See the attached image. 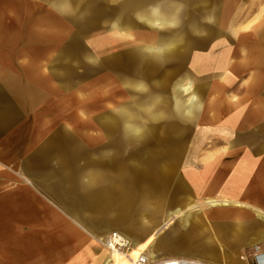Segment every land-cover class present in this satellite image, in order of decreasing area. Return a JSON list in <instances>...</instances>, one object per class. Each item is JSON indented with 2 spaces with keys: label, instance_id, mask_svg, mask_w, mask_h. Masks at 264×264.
<instances>
[{
  "label": "bare ground",
  "instance_id": "obj_1",
  "mask_svg": "<svg viewBox=\"0 0 264 264\" xmlns=\"http://www.w3.org/2000/svg\"><path fill=\"white\" fill-rule=\"evenodd\" d=\"M42 1L59 14L45 16L46 24L60 26V36H69L75 28L79 31L74 37L85 41L80 57L69 50L60 54L70 61L68 67L85 63L82 75L91 79L85 91L74 93L72 102L66 103L62 97L59 105L61 111L75 110L63 116L69 131L80 135L73 127L76 123L87 128L83 136L90 148L88 168L80 178L82 189L99 186L111 190L92 194L93 200L104 204L120 202L126 189L146 192L139 198L131 222L98 226L105 236H124L128 250L110 251L104 238L93 237L96 247L84 264H133L143 254L154 260L238 264L237 259L244 264L230 252L232 244L264 248L263 208L214 194L211 184L195 174L187 176L197 190L194 197L181 196L179 204L166 208L160 204L158 192L172 176L179 191L194 190L184 189L182 174L189 170L193 152L206 142L228 145L216 156L222 160L234 154L235 146L244 150L251 141L255 151L264 152L263 128L250 130L253 140L249 138L246 144L233 140L232 132L238 118H264V99L259 95L264 87V8L248 21L251 12L244 6L245 0ZM47 28L45 35L54 36L53 28ZM231 42L236 43L234 49ZM50 66H44L46 78L52 77ZM255 68L246 97L228 96L235 87L228 85L232 72ZM63 69L54 74L63 81L58 88L61 95L68 84ZM227 109L233 112L225 120ZM220 125H224L222 130ZM200 126H206L201 129L202 140ZM190 129L195 134L186 140ZM216 157H206L207 174L225 171L222 164L210 163ZM259 162H242L237 170L257 169ZM249 212L257 223L246 219Z\"/></svg>",
  "mask_w": 264,
  "mask_h": 264
},
{
  "label": "crops",
  "instance_id": "obj_2",
  "mask_svg": "<svg viewBox=\"0 0 264 264\" xmlns=\"http://www.w3.org/2000/svg\"><path fill=\"white\" fill-rule=\"evenodd\" d=\"M49 15L59 17L42 0H0V264H60L50 249L61 239V226L75 223L78 159L90 148L85 136L67 129L63 116L74 113L59 108L62 97L70 101L59 93L62 81L54 74L70 61L60 56L61 29L45 23ZM45 28L54 36L47 37ZM47 63L54 70L50 78ZM260 94L264 99V87ZM227 111L225 120L233 112ZM233 125L246 127L243 139L233 136L246 144L256 126L264 128V118H238ZM245 148L237 145L221 159L225 171L208 183L221 186L213 187L214 194L264 209V152L255 151L253 141ZM256 160L257 169L237 170Z\"/></svg>",
  "mask_w": 264,
  "mask_h": 264
},
{
  "label": "rangeland",
  "instance_id": "obj_3",
  "mask_svg": "<svg viewBox=\"0 0 264 264\" xmlns=\"http://www.w3.org/2000/svg\"><path fill=\"white\" fill-rule=\"evenodd\" d=\"M244 6L247 8L248 12H251V17L248 21H251L255 19L258 15L261 14V11L264 8V0H245ZM79 30H74L70 33V35H63L61 36V53L64 50H69L70 52H74L77 56H79V51L84 49L85 41L79 37H74V34H76ZM73 37V38H72ZM231 47L234 49L236 47L235 42H231ZM208 48V47H206ZM80 57V56H79ZM215 64V63H214ZM68 64L61 63L60 69L64 68L62 73L66 76V82L70 85L68 86L67 90L64 91L63 95L64 97H67L70 102H72L73 95L76 91H85V86L90 83V78L88 75H82V72L86 70L85 63L82 64V67H74V66H67ZM186 68H189L188 63L185 64ZM62 67V68H61ZM215 69V67H212V70ZM256 72V68L249 70L248 72H240L239 70H236V72H232V76H230L229 79V88L233 87V90H229L227 93L228 96H238L240 98L246 97V91L245 89L248 87V82L252 78V74ZM212 80V79H211ZM63 82V81H62ZM71 113H74V108L70 109ZM67 112V109H66ZM225 116L227 117V112L223 114V118L225 119ZM206 126H200V140H202L203 137V131L202 128H205ZM224 125L219 126V130H222ZM75 129L80 135H84L87 131V128L85 125L76 123ZM213 129V128H210ZM230 130V128H228ZM239 129V128H238ZM231 131V130H230ZM245 131V130H244ZM241 130V132L237 131V128L232 129L233 136L241 137L242 139L245 137V132ZM264 132V128H263ZM61 135H64V129L61 128ZM195 134L194 130H189L186 135V140L191 139L192 135ZM220 139L219 137H215L214 140ZM220 141H223L222 139ZM215 144V143H214ZM228 147V145L225 142L219 143L217 146H213L210 144V142H206L204 145H201L200 147H197L193 152L192 159L188 161L187 167H189V170L191 168H194L195 170L193 172L185 171L183 172L182 176L184 178V182L186 183L184 189H191L192 186L190 185V181L188 180L187 176H192L195 174V176H199L205 179L206 182L208 180H211L212 177L216 175L217 179L221 178V172H217V170L211 171L209 174L205 171V159L207 156L209 157H220V152L223 151L224 148ZM89 150V149H88ZM88 150H83V154L85 155V159H78V167H77V181L75 187L76 191V203L77 206L75 208V223L62 225V231H61V239L58 241V244L55 245L54 248L50 249V252L55 255V259L58 258V261L60 264H84L86 261H88L89 253L91 250H94L96 245L94 244V238H105L103 231H100L98 226L100 224L106 223L110 225L111 227L119 226V224L123 223H129L131 220H133V213L136 209V207L141 203L140 199L143 194L146 192L142 189H139L135 192L132 191V189H126L125 195L126 197L120 200V202L109 201L108 203H102L101 201H96L92 199V194L94 193H108L111 190H103L101 187H90L86 190L82 189L80 178L88 168V159H86V156L88 158ZM81 154H78L80 156ZM211 160L210 163H216L220 164L222 163L221 158H217ZM186 167V166H185ZM175 181L174 177H170L167 180V183L159 187V193L162 197L161 205L165 206L166 208H171V206H174L175 204H179L178 201L181 196H191L194 197L197 195L196 191H179L175 186H173V182ZM209 184V183H208ZM72 185V188H74ZM192 187V188H191ZM211 187H216L218 190L221 188L219 183L212 184ZM203 192V190H202ZM86 197L87 200H83V197ZM138 197V198H137ZM85 206V207H83ZM124 209V212L122 213L121 210ZM122 221H118L120 218ZM246 219L257 223V221L253 220V215L249 212L247 214ZM216 227H218V224H214ZM263 226V225H262ZM249 236L252 237V234ZM198 240L195 241L197 243ZM250 247L244 245L242 242L240 243H234L230 246V252L234 255L240 256V254L246 250H248ZM236 262L238 264H241L236 259ZM45 264H50L49 261L45 262Z\"/></svg>",
  "mask_w": 264,
  "mask_h": 264
},
{
  "label": "built area",
  "instance_id": "obj_4",
  "mask_svg": "<svg viewBox=\"0 0 264 264\" xmlns=\"http://www.w3.org/2000/svg\"><path fill=\"white\" fill-rule=\"evenodd\" d=\"M104 245L110 251H126L129 248V242L120 233H112L103 240ZM239 259L244 264H264V248L261 245L250 247L242 252ZM133 264H210L200 260L183 258H164L153 259L143 254L140 255Z\"/></svg>",
  "mask_w": 264,
  "mask_h": 264
}]
</instances>
